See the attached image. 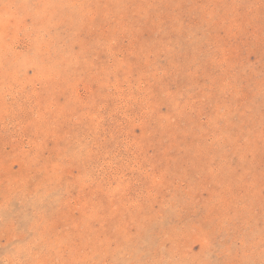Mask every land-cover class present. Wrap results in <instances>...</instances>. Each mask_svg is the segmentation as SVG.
Listing matches in <instances>:
<instances>
[{"label": "rangeland", "instance_id": "374dc122", "mask_svg": "<svg viewBox=\"0 0 264 264\" xmlns=\"http://www.w3.org/2000/svg\"><path fill=\"white\" fill-rule=\"evenodd\" d=\"M0 264H264V0H0Z\"/></svg>", "mask_w": 264, "mask_h": 264}, {"label": "bare ground", "instance_id": "6f19581e", "mask_svg": "<svg viewBox=\"0 0 264 264\" xmlns=\"http://www.w3.org/2000/svg\"><path fill=\"white\" fill-rule=\"evenodd\" d=\"M13 60V59H12Z\"/></svg>", "mask_w": 264, "mask_h": 264}]
</instances>
